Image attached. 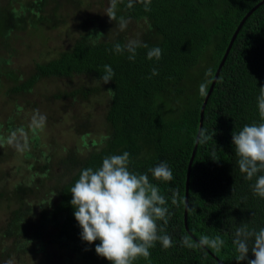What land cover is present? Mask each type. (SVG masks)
<instances>
[{
    "label": "trees",
    "instance_id": "trees-1",
    "mask_svg": "<svg viewBox=\"0 0 264 264\" xmlns=\"http://www.w3.org/2000/svg\"><path fill=\"white\" fill-rule=\"evenodd\" d=\"M259 1L151 0L150 10L146 11L137 0L131 8L127 7L129 0H122L117 6L129 17L150 21L160 36L157 43H140L135 59L129 60L131 53L126 48L121 53L114 50L116 44L125 46L121 40L75 41L54 58L35 62L29 79L15 88L19 90L50 77L84 76L102 82L105 65L114 71L113 79L107 83L111 91L104 115L110 127L107 145L82 161L69 158L74 161L70 167L76 168L60 186L52 208L53 215L59 217L60 248L68 253L64 263L72 259L78 264H110L95 252L99 240L93 244L82 241L70 204V190L81 170L96 169L106 156L127 151L129 169L147 174L166 200V222L159 220L157 224L159 235H168L172 242L165 248L157 241L149 249L150 256L140 257L134 264H219L216 259L222 264H238L233 244L236 230L264 228V198L252 190L255 178L247 180L240 171L232 143L233 132L246 124L264 122L257 106L260 87H264V3L237 32L208 96L200 128L198 123L203 98L230 38L242 17ZM1 27L0 23L2 30ZM155 47L161 49L160 59H148L147 53ZM153 69L158 74L153 75ZM93 90L80 86L68 94L73 97L78 92L85 99ZM198 130L185 197L187 166ZM161 162L172 170L174 179L170 182L156 180L150 172ZM17 212L14 210V216L9 217L2 234V240L7 236L14 238L9 248L1 249L4 254H15L30 240L44 236L38 233L30 240L21 238ZM205 237L222 243L217 247L203 244ZM251 246L250 240L249 249ZM254 258L250 251L248 259Z\"/></svg>",
    "mask_w": 264,
    "mask_h": 264
},
{
    "label": "rangeland",
    "instance_id": "rangeland-1",
    "mask_svg": "<svg viewBox=\"0 0 264 264\" xmlns=\"http://www.w3.org/2000/svg\"><path fill=\"white\" fill-rule=\"evenodd\" d=\"M109 8L110 0H0V264H78L64 263L68 253L60 248L59 217L52 208L76 168L69 158L82 161L107 145L110 127L104 115L111 91L84 76L42 78L15 88L29 79L35 62L54 58L75 41L94 43L89 35L102 33L95 42L125 45L159 41L147 18H131L116 6L117 18L129 20L121 30L109 19ZM80 86L95 90L85 99L68 94ZM14 210L21 238L44 236L8 255L1 249L14 238L2 240V234Z\"/></svg>",
    "mask_w": 264,
    "mask_h": 264
},
{
    "label": "clouds",
    "instance_id": "clouds-1",
    "mask_svg": "<svg viewBox=\"0 0 264 264\" xmlns=\"http://www.w3.org/2000/svg\"><path fill=\"white\" fill-rule=\"evenodd\" d=\"M122 0H110L107 15L111 21H118L124 30L128 19L116 16V6ZM150 10L151 0H137ZM134 0H129L127 7H133ZM98 33L90 38H99ZM139 41H129L125 46L116 44L114 50L121 53L127 49L129 60L135 59ZM161 49L155 47L147 53L148 59H160ZM105 73L100 77L103 84L113 79L114 71L105 65ZM153 75L158 74L153 69ZM257 106L261 121H264V87H260L257 96ZM203 136L204 133L202 132ZM206 138V137H205ZM234 151L238 157V166L245 179L253 180L254 194L264 198V122L244 125L240 131L232 133ZM214 160H217L213 158ZM130 154L109 155L103 158L102 164L96 168L81 170L78 179L70 192V204L74 208V217L81 229L82 241L95 244V252L108 260L110 264H134L140 257L147 259L152 247L157 241L167 248L171 246L168 235H159L157 221L164 220L168 214L166 200L159 194L157 186L153 185L147 174H137L129 169ZM154 179L170 182L174 179L172 170L166 162H161L150 169ZM252 246L249 249V241ZM203 244L217 247L222 241H209L206 237ZM238 255L236 261L247 260L248 264H264V228L250 231L245 227L238 228L233 240ZM254 259H248V254Z\"/></svg>",
    "mask_w": 264,
    "mask_h": 264
},
{
    "label": "water",
    "instance_id": "water-1",
    "mask_svg": "<svg viewBox=\"0 0 264 264\" xmlns=\"http://www.w3.org/2000/svg\"><path fill=\"white\" fill-rule=\"evenodd\" d=\"M264 3V0H260L257 4H255L252 8H250L247 12H246V14L242 17V19L240 20V22H239V24L236 26V29L234 30V32H233V34H232V36H231V38H230V41H229V43H228V45H227V47H226V49H225V51H224V54H223V56H222V58H221V60H220V62H219V64H218V66H217V68H216V71H215V73H214V76H213V78H212V80H211V82H210V86H209V88H208V90H207V93L205 94V96H204V98H203V102H202V104H201V107H200V111H199V123H198V125H199V128L201 127V124H202V119H203V110H204V107H205V104H206V102H207V99H208V96L210 95V93H211V91H212V89H213V86H214V83H215V81H216V79H217V76H218V73H219V71H220V69H221V67H222V65H223V63H224V61H225V58H226V56H227V54H228V52H229V50H230V47H231V45H232V42H233V40L235 39V37H236V34H237V32L239 31V29L241 28V26H242V24H243V22L246 20V18L259 6V5H261V4H263ZM199 132H200V130H198V133H197V136H196V140H195V144H194V147H193V150H192V152H191V156H190V159H189V162H188V166H187V172H186V179H185V197H187V189H188V178H189V169H190V164H191V161H192V158H193V155H194V152H195V146H196V143H197V139H198V136H199ZM184 219L186 220V209H184ZM184 225H185V228H187L186 227V223H184ZM216 259V258H215ZM216 261L219 263V264H222L218 259H216Z\"/></svg>",
    "mask_w": 264,
    "mask_h": 264
}]
</instances>
